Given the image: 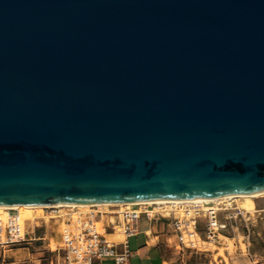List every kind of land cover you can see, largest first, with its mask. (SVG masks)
Instances as JSON below:
<instances>
[{
	"label": "water",
	"instance_id": "95a60500",
	"mask_svg": "<svg viewBox=\"0 0 264 264\" xmlns=\"http://www.w3.org/2000/svg\"><path fill=\"white\" fill-rule=\"evenodd\" d=\"M264 189V0H0V205Z\"/></svg>",
	"mask_w": 264,
	"mask_h": 264
},
{
	"label": "built area",
	"instance_id": "2783aa9c",
	"mask_svg": "<svg viewBox=\"0 0 264 264\" xmlns=\"http://www.w3.org/2000/svg\"><path fill=\"white\" fill-rule=\"evenodd\" d=\"M235 197L222 201L185 202L174 204L131 202L122 207L110 203L107 210L92 204L86 210L61 207L43 209L53 212L49 217L63 218L60 245L55 252L61 256V264H95L110 260L113 264H128L130 256L128 240L139 232V219L144 215L149 224H155L174 237L178 250L209 252L210 247L230 231V222H247L251 212L238 205ZM100 222L103 232L97 223ZM106 234L114 237L108 238ZM120 235V238H116ZM34 236L21 224L16 209L9 208L0 218V249L21 246Z\"/></svg>",
	"mask_w": 264,
	"mask_h": 264
},
{
	"label": "rangeland",
	"instance_id": "374dc122",
	"mask_svg": "<svg viewBox=\"0 0 264 264\" xmlns=\"http://www.w3.org/2000/svg\"><path fill=\"white\" fill-rule=\"evenodd\" d=\"M236 199L237 204L243 207L244 198ZM252 200L256 209L250 211V219L247 222L237 221V224L234 222V228L230 225V231L225 237L221 236L220 241L213 244L209 252H181L175 244L169 248L173 259L168 264H264V211H261L264 208V196L254 197ZM107 206H102L103 210H107ZM86 209L88 208L79 210ZM68 210L69 208H63L61 212ZM50 211L43 209L39 213L35 212L21 224L26 231L33 230L36 236L44 235L47 247L54 252L56 246L60 245V234L65 224L63 218L49 217V214H53ZM148 224L142 215L139 220L140 228L144 229Z\"/></svg>",
	"mask_w": 264,
	"mask_h": 264
},
{
	"label": "crops",
	"instance_id": "0c3cea01",
	"mask_svg": "<svg viewBox=\"0 0 264 264\" xmlns=\"http://www.w3.org/2000/svg\"><path fill=\"white\" fill-rule=\"evenodd\" d=\"M261 211H264V208ZM27 232L31 233L34 239L21 246L0 249L2 252L0 264L61 263L60 254L47 247L44 235L36 236L33 230ZM106 235L108 238L114 237L111 234ZM116 238H120V235H116ZM172 245H175L174 237L163 233L159 226L148 224L147 227L141 229L139 225V232L128 240L130 251L128 264H168L173 259L169 249ZM95 264H113V262L103 260L96 261Z\"/></svg>",
	"mask_w": 264,
	"mask_h": 264
},
{
	"label": "bare ground",
	"instance_id": "6f19581e",
	"mask_svg": "<svg viewBox=\"0 0 264 264\" xmlns=\"http://www.w3.org/2000/svg\"><path fill=\"white\" fill-rule=\"evenodd\" d=\"M264 196V189L252 192V193H232L228 195H217L212 197H201V198H182V199H167V200H143L137 201V203H163V204H174V203H185V202H204V201H222L226 200L227 198L235 197V198H244L243 207L248 211H253L254 209V202L252 198ZM132 201H120L116 202L122 206H128ZM93 203H54V204H20L15 206H5L0 205V218L6 216L7 210L9 208L16 209L19 213L20 222L23 223L24 220L28 219L33 213L43 211V207H61L62 209L72 208L70 206L76 207L77 209H85L91 206ZM100 206L109 205V202H101V203H94ZM255 210V209H254ZM33 216V215H32ZM64 224V223H63ZM232 228L235 227L233 221L230 222ZM98 229L103 232L101 223H97Z\"/></svg>",
	"mask_w": 264,
	"mask_h": 264
}]
</instances>
